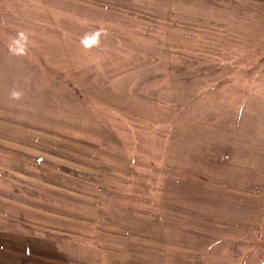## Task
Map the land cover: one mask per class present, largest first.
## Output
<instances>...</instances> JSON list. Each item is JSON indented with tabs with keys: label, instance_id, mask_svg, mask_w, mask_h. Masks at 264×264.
Returning a JSON list of instances; mask_svg holds the SVG:
<instances>
[{
	"label": "rangeland",
	"instance_id": "rangeland-1",
	"mask_svg": "<svg viewBox=\"0 0 264 264\" xmlns=\"http://www.w3.org/2000/svg\"><path fill=\"white\" fill-rule=\"evenodd\" d=\"M0 264H264V0H0Z\"/></svg>",
	"mask_w": 264,
	"mask_h": 264
},
{
	"label": "clouds",
	"instance_id": "clouds-1",
	"mask_svg": "<svg viewBox=\"0 0 264 264\" xmlns=\"http://www.w3.org/2000/svg\"><path fill=\"white\" fill-rule=\"evenodd\" d=\"M13 95H16L15 93H13Z\"/></svg>",
	"mask_w": 264,
	"mask_h": 264
}]
</instances>
